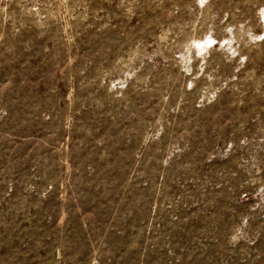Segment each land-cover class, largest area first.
I'll return each instance as SVG.
<instances>
[{"label":"rangeland","instance_id":"obj_1","mask_svg":"<svg viewBox=\"0 0 264 264\" xmlns=\"http://www.w3.org/2000/svg\"><path fill=\"white\" fill-rule=\"evenodd\" d=\"M0 264H264V0H0Z\"/></svg>","mask_w":264,"mask_h":264}]
</instances>
